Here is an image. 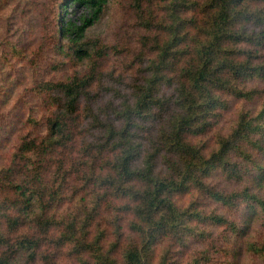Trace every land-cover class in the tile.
<instances>
[{
	"label": "trees",
	"instance_id": "16d2710c",
	"mask_svg": "<svg viewBox=\"0 0 264 264\" xmlns=\"http://www.w3.org/2000/svg\"><path fill=\"white\" fill-rule=\"evenodd\" d=\"M46 1L36 11L42 33L36 43L16 35L10 10L6 19L13 20L0 37L2 51L8 49L3 58L21 53L36 65L46 49L86 62L88 70L56 80L33 75L31 90L48 95L52 108L40 134L23 137L11 164L0 169V264H59L58 254L44 253L54 227L57 246L68 247L79 264H264V235L255 234L264 228V97L256 111L242 109L212 145L199 140L227 109L226 96L262 93L247 83L264 82V0H134L146 31L136 53L144 70L117 104H99L97 91L101 82L121 93V79L107 84L100 76L111 47L86 35L109 0H72L91 15L65 25L57 7L68 0ZM78 136L87 142L77 150L82 174L75 183L80 168L69 165V155L61 165L54 155L78 144ZM30 153L53 157L41 170L29 166ZM215 172L230 186L213 182ZM47 190H60L61 200L71 191L73 206L66 202L58 216ZM110 199L138 218L130 226L138 238L122 250L120 229L109 246L104 232L91 231ZM189 237L202 248L187 252Z\"/></svg>",
	"mask_w": 264,
	"mask_h": 264
},
{
	"label": "rangeland",
	"instance_id": "374dc122",
	"mask_svg": "<svg viewBox=\"0 0 264 264\" xmlns=\"http://www.w3.org/2000/svg\"><path fill=\"white\" fill-rule=\"evenodd\" d=\"M44 1L46 0H0V37L4 34V27L7 24V20H13L11 18L6 19L7 15L10 10H14L16 13V19L14 21L17 24V28L20 26L19 30L16 31V35L21 33L23 34V40L36 43L42 34L40 32V13L36 11H39ZM133 2L134 0H109L103 14L96 18L94 23L86 31V35L97 36L104 44L111 47L105 66L101 68L100 76H102L107 84L117 81L116 79L118 78L122 80L116 85L121 88V93L117 95L112 94L109 90H104L103 84L99 82L101 86L100 90L97 89V91L101 92L99 104H101V101L103 103L111 101L117 104L118 101L124 100V95L130 91V84L142 77L144 64L137 63L136 53L141 52V39L146 31L142 26V22L136 16ZM57 14L59 25H65L67 21L80 24L83 18L91 15V9L84 3H76L68 0L67 5L57 7ZM4 51L8 53V49ZM4 51L0 47V169L11 164V159H14V154L20 146L23 137L32 139L40 134L44 128V126L42 127L45 121L44 117L49 114V110L52 108L48 95L37 94L31 90V87L36 82L34 81L35 78L33 75H41L56 80L73 74L76 69L82 72L88 70L86 68V62H84L86 66L82 63L80 65L70 62L52 50L45 49L42 52V58L36 65L27 63L26 60L20 57L21 53H15L14 59L8 61L2 56L3 53L4 56L6 55ZM57 62H66L67 65L65 64L63 69L56 70L52 66ZM247 86L261 89L262 93L257 94L254 99L249 100L226 96L228 100L227 109L222 110L221 115L213 119L209 131L206 135L201 136L199 140L202 139L208 146L212 145L217 135L228 133L231 130L242 109L256 111L260 108L264 97V82L252 80L247 83ZM97 105L98 103H94L95 109ZM33 120L37 121L33 123ZM77 139L78 144H75L73 147L70 146L65 150V153L64 151L62 152V155L55 153L54 156L57 164L61 165L63 156L65 158L69 155V165L81 167L77 161L80 159L77 156V150L80 145H84L87 142V139L79 136ZM52 157V154L39 156L35 153H30L29 160L26 161L30 167H40L42 170L44 166L50 165L48 159ZM88 161L91 162L90 159ZM95 161L98 162V159ZM81 168L77 175L76 173L72 175L75 176V183H79L81 180ZM21 171L22 169L19 171V176L21 175ZM45 177L48 178L49 176L46 174ZM211 178L213 182H217L222 186H230L220 172L213 173ZM59 182H61L60 179ZM66 190L64 189L65 192H67ZM59 192H51L49 190L45 192V197L48 200L53 198L57 199V202H54L52 212H55L58 216L59 210L63 206H66L65 203L72 198L70 191L68 192V197L61 200ZM70 202L72 204L68 203V206H73V201ZM117 202L110 199L108 205L102 207V212L98 216L96 223L91 227V231L93 234L99 231L104 232V246H109L110 242L116 239L117 231L120 229L123 233V238L122 240L120 239V249L122 250L127 246L128 240L138 238V232L130 227L138 218L132 212H124L112 207ZM244 207L248 206L245 204ZM213 229L215 235L221 231L218 227H214ZM257 229L255 234L258 236L256 238H260L264 235V228L258 225ZM58 234L59 231L56 227L51 230V235L47 234L48 240L45 239L46 246L44 247V253L58 254L59 264H79L80 261L77 260L76 255L72 254L68 247L57 246L56 238ZM187 242L188 245L185 249L189 253L194 249L202 248L200 243L192 237H189ZM84 254L88 253L85 252ZM217 255L220 256L221 254ZM90 262L94 264L92 259ZM247 264H251V261Z\"/></svg>",
	"mask_w": 264,
	"mask_h": 264
}]
</instances>
